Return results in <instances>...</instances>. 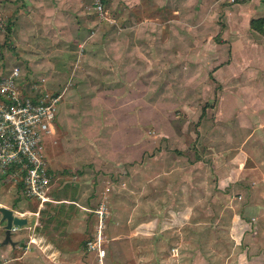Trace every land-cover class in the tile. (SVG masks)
I'll use <instances>...</instances> for the list:
<instances>
[{
  "label": "rangeland",
  "instance_id": "rangeland-1",
  "mask_svg": "<svg viewBox=\"0 0 264 264\" xmlns=\"http://www.w3.org/2000/svg\"><path fill=\"white\" fill-rule=\"evenodd\" d=\"M92 3L63 23L0 16V76L18 65L34 90L63 94L47 142L56 201L0 183V203L37 224L43 242L76 250L73 264H264V150L209 134L203 56L178 53L186 40L173 43L171 8L107 0L106 19ZM149 15L160 24L140 27ZM102 207L101 262L86 243ZM45 249L23 242L16 256L35 263L17 264H49Z\"/></svg>",
  "mask_w": 264,
  "mask_h": 264
},
{
  "label": "crops",
  "instance_id": "crops-1",
  "mask_svg": "<svg viewBox=\"0 0 264 264\" xmlns=\"http://www.w3.org/2000/svg\"><path fill=\"white\" fill-rule=\"evenodd\" d=\"M0 0V16H11V21L19 20L16 23L33 22L35 17L46 16L48 21L65 22L74 11L83 7L85 0ZM105 2L107 0H104ZM125 6L133 7H165L172 9L170 19L173 43L177 39L186 40L178 46L185 48L179 54L191 55V61L197 63V55H202L201 63L205 71L204 86L209 90V107L204 108L205 124L210 133L220 136L221 143L228 145L231 150H264V0H241L232 3L229 0H123ZM94 2V0H93ZM93 13V12H92ZM96 14V13H95ZM142 24H160L159 16H145ZM29 29L28 27L25 28ZM25 30V31H26ZM203 40V41H199ZM35 87V86H34ZM214 90V100L211 101ZM207 95V94H206ZM60 110V107H59ZM55 121V137L58 125ZM212 136V135H211ZM214 139L215 136H214ZM50 140V141H51ZM226 148V149H227ZM48 147V159L52 166ZM146 153L142 155L141 161H145ZM175 171V170H174ZM52 187L49 192V199L42 203L55 202ZM17 198L22 197L19 189ZM24 197H22L23 199ZM27 199V198H24ZM73 201H76L75 199ZM0 206L9 205L0 203ZM15 214L16 209H13ZM37 215L36 212H30ZM27 224L12 231V238L15 245L5 244L0 213V264H17V261H27V254L16 256L22 243L38 245L46 248L45 254L50 257L49 264H73L69 261L73 256H78L76 250L55 247V244L45 239L44 235L37 233V224L32 225L29 217L25 216ZM29 259V257H28Z\"/></svg>",
  "mask_w": 264,
  "mask_h": 264
},
{
  "label": "built area",
  "instance_id": "built-area-1",
  "mask_svg": "<svg viewBox=\"0 0 264 264\" xmlns=\"http://www.w3.org/2000/svg\"><path fill=\"white\" fill-rule=\"evenodd\" d=\"M89 7L100 18H108L104 0H94ZM34 89L18 65L0 76V183H11L22 197L44 203L55 185L56 171L49 163L47 142L55 133L63 94ZM97 212V233L86 246L102 262L106 256L104 207ZM18 228L14 226L12 231Z\"/></svg>",
  "mask_w": 264,
  "mask_h": 264
},
{
  "label": "water",
  "instance_id": "water-1",
  "mask_svg": "<svg viewBox=\"0 0 264 264\" xmlns=\"http://www.w3.org/2000/svg\"><path fill=\"white\" fill-rule=\"evenodd\" d=\"M0 213L2 214V222L5 223V239L2 244L15 245L16 242L12 238V230L14 226H25L27 224V219L18 216L13 209L7 206H0Z\"/></svg>",
  "mask_w": 264,
  "mask_h": 264
}]
</instances>
